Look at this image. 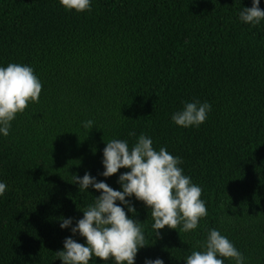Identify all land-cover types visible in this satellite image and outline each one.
I'll use <instances>...</instances> for the list:
<instances>
[{"label": "trees", "instance_id": "1", "mask_svg": "<svg viewBox=\"0 0 264 264\" xmlns=\"http://www.w3.org/2000/svg\"><path fill=\"white\" fill-rule=\"evenodd\" d=\"M252 3L93 0L78 14L59 0H0V66H31L43 85L39 102L0 136V180L10 189L0 198V264H63L56 253L65 239L85 240L61 219L75 226L100 195L80 194L74 176L121 190L127 169L101 175L105 142L131 147L142 134L183 160L208 215L191 233L165 228L155 237L151 210L132 197L147 245L136 264H184L213 228L246 264H264V22L239 19ZM196 100L211 104L207 121L175 126L171 115Z\"/></svg>", "mask_w": 264, "mask_h": 264}, {"label": "clouds", "instance_id": "2", "mask_svg": "<svg viewBox=\"0 0 264 264\" xmlns=\"http://www.w3.org/2000/svg\"><path fill=\"white\" fill-rule=\"evenodd\" d=\"M92 3L93 0H59L66 12L78 14L90 13ZM239 19L252 27L261 25L264 10L260 8V0H253L251 8L240 10ZM42 87L31 66L20 63L0 66V136L8 137L17 116L30 104L39 102ZM211 111L208 102H185L181 110L171 115V122L180 128L198 129ZM82 126L92 128L94 121H85ZM135 135L134 131L129 132L130 137ZM105 144L101 175L108 179L121 169L128 171L119 174L121 190H114L87 172L83 177L74 176L80 194L89 193L91 188L100 195H91L93 202L82 211L83 218L76 221L75 226L72 218L61 219L62 230L70 229L73 237L85 240L82 244L72 237L65 239L63 250L56 253L57 260L63 264H96L97 259L105 264H136L139 251L147 245L141 222L135 218L136 209L130 203L132 197L151 210L155 237L165 228L176 230L179 227L180 231L191 233L208 215L206 201L201 198L202 188L184 174L183 160L179 156H173L165 147L156 150L152 138L143 134L131 147L128 140L115 138ZM9 190L8 184L0 180V198ZM199 249H192L184 257V264H225L226 260L246 264L244 254L215 228L208 230ZM144 264L165 262L156 258L146 259Z\"/></svg>", "mask_w": 264, "mask_h": 264}]
</instances>
